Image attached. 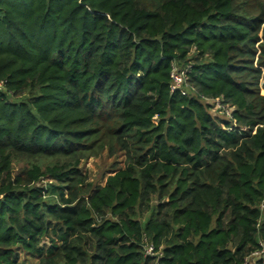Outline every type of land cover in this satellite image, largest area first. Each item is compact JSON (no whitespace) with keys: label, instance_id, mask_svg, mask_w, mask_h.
<instances>
[{"label":"trees","instance_id":"1","mask_svg":"<svg viewBox=\"0 0 264 264\" xmlns=\"http://www.w3.org/2000/svg\"><path fill=\"white\" fill-rule=\"evenodd\" d=\"M104 153L124 162L102 186L81 165ZM262 244L264 0H0V264H264Z\"/></svg>","mask_w":264,"mask_h":264},{"label":"rangeland","instance_id":"2","mask_svg":"<svg viewBox=\"0 0 264 264\" xmlns=\"http://www.w3.org/2000/svg\"><path fill=\"white\" fill-rule=\"evenodd\" d=\"M219 109L217 108V111ZM124 157L120 154L114 158H109L106 153L99 157L91 158L82 163L81 168L87 174L89 181L96 185H105L107 179L114 175L118 169L116 166H123ZM116 165V166H115ZM37 258H29L22 255L21 264H38Z\"/></svg>","mask_w":264,"mask_h":264},{"label":"built area","instance_id":"3","mask_svg":"<svg viewBox=\"0 0 264 264\" xmlns=\"http://www.w3.org/2000/svg\"><path fill=\"white\" fill-rule=\"evenodd\" d=\"M191 66L188 65L186 68H178L177 66L173 65L172 71H171V79H172V89H179L182 87V85L185 83L187 80V74L190 72ZM217 108L218 109H223L224 112L231 116V109L229 107H225L220 104V102H217ZM262 249L261 251L256 252L253 257H258L262 256L264 260V244L261 245ZM145 253L147 256L154 257L157 256L158 253L155 252V249L153 245L151 244H146L145 246Z\"/></svg>","mask_w":264,"mask_h":264}]
</instances>
